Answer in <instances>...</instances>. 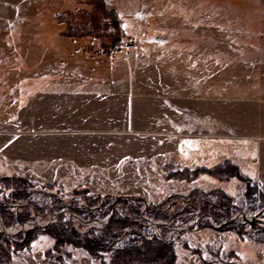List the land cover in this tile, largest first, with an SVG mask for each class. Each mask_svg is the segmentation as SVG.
I'll list each match as a JSON object with an SVG mask.
<instances>
[{"label":"rangeland","instance_id":"obj_1","mask_svg":"<svg viewBox=\"0 0 264 264\" xmlns=\"http://www.w3.org/2000/svg\"><path fill=\"white\" fill-rule=\"evenodd\" d=\"M120 35L100 61L92 47L108 51ZM224 160L256 187L253 199L237 177L165 179L168 164ZM0 176L29 181L38 207L9 227L0 216L11 232L69 216L81 236L99 234L105 226L71 215L116 211L140 226L116 247L157 240L172 246L173 264H264V0H0ZM217 189L228 211L210 207L215 194L189 210L181 199ZM10 193L0 190V203L17 212L20 203L2 202ZM54 244L40 231L0 264L110 262L109 251L93 259Z\"/></svg>","mask_w":264,"mask_h":264},{"label":"trees","instance_id":"obj_2","mask_svg":"<svg viewBox=\"0 0 264 264\" xmlns=\"http://www.w3.org/2000/svg\"><path fill=\"white\" fill-rule=\"evenodd\" d=\"M98 4V3H97ZM84 9H76L72 12L75 14L84 12ZM81 11V12H79ZM69 13L68 11H65ZM65 12H60V14H65ZM110 18L114 24L118 27V22L116 19V14L113 10L108 11ZM86 35H78L76 38H83ZM90 36V35H89ZM70 37V36H66ZM91 37V36H90ZM94 38L98 39L94 34ZM74 38V37H73ZM123 41V36L115 38L111 44V47L108 51H103L100 46L92 47L93 53H99L102 56L100 61L112 59V56L117 51L119 46ZM99 45V43H98ZM76 46V45H75ZM86 50V47L82 48ZM78 49L79 51L82 50ZM99 61V62H100ZM165 179H175V180H192L196 176L206 174L212 178L218 179L220 181H226L231 177H237L242 181H246V197L248 199H253L254 194L257 192L256 187L250 184V179L247 177H242L238 172L236 165L232 164L229 160H224L221 163H218L210 168L206 167H196L193 169H188L187 167H178L175 165H165ZM0 190H11L9 197L3 199V203H20L19 211L13 212L6 209L5 206H2L0 203V216L2 222L6 227L12 226L15 223H21L27 220H31L32 208L36 211L38 207L36 203L32 201L33 185L29 181L23 179L22 177L15 176H0ZM212 195H218V198L210 207L213 208H225L229 210L231 206V198L224 194L221 190L217 189L211 192L203 193L200 190H193L185 197H181L183 201L187 204V209H191L195 206L197 201H205V205L209 203V199ZM258 196L264 199V194L258 193ZM169 199H166L163 203L159 204L157 207H162ZM122 201L121 199L118 201ZM92 201L87 203V206H93L94 203L90 204ZM204 211L209 209L204 208ZM78 213H81L82 210L76 209ZM90 212V211H89ZM106 214L95 215L91 214L90 219L95 218L96 216L102 218ZM124 213V212H123ZM229 217V215H227ZM61 218V217H60ZM228 219V218H227ZM140 228L138 223L129 221L126 218L120 216L116 211H113L110 215V218L105 225V227L99 230V234L88 233L84 236H81L77 229L72 225L70 221H64L62 223L48 224L44 227L38 228L34 227L31 230L19 231L13 235L10 239H5L0 234V259L8 257L11 252H15L18 249L27 247L34 235L38 232H44L51 238H54L55 244L53 245V252L59 253L63 246H77L83 248L93 259L101 258L99 255L104 251H109L110 262L109 264H152L158 262L160 264H173L174 263V253L172 246L157 240H142L140 244L135 243L131 240V243H126L123 247H116L113 240L116 236L123 231L130 228ZM55 259V258H53ZM100 264H105L100 262Z\"/></svg>","mask_w":264,"mask_h":264},{"label":"built area","instance_id":"obj_3","mask_svg":"<svg viewBox=\"0 0 264 264\" xmlns=\"http://www.w3.org/2000/svg\"><path fill=\"white\" fill-rule=\"evenodd\" d=\"M141 215V217L143 216V214H140ZM72 217H73V219L75 220V221H77L79 224H81V225H89V226H97V225H100V224H102V226H105L106 224H107V217L108 216H106L105 217V219H100V220H93V221H88V220H86V219H84L82 216H80V215H77V214H72L71 215ZM54 217V216H53ZM53 217H52V220H50V221H47V223H55L56 221L55 220H53ZM69 218V216H67V219ZM129 218V217H128ZM65 219V218H64ZM63 219V221L62 222H64V221H66L67 219H65L64 220ZM96 221V222H95ZM95 223V224H94ZM159 222H155V223H151L152 225H156V224H158ZM150 224V225H151ZM32 228V227H31Z\"/></svg>","mask_w":264,"mask_h":264},{"label":"water","instance_id":"obj_4","mask_svg":"<svg viewBox=\"0 0 264 264\" xmlns=\"http://www.w3.org/2000/svg\"><path fill=\"white\" fill-rule=\"evenodd\" d=\"M110 215H111V214H110ZM110 215H108V217H107V221L109 220ZM239 215H240V216H239ZM236 216H237V215H235V217H236ZM238 216L241 217L242 220H244L245 222H247L251 227H252L256 222L260 221L258 217H255V218H254V217L251 216V215H250L249 217H246V215L238 214ZM235 217H233L232 220H233ZM32 225H33V226H32V228H33V227H36V226H45V225H47V223H45L44 225H40V224L33 223ZM21 227H22V226H19V228H18L17 230L11 232L9 229H6V228L4 227V225L2 224L1 219H0V228L3 230V232H7V233H8V232H11V233H17V232L20 230Z\"/></svg>","mask_w":264,"mask_h":264},{"label":"bare ground","instance_id":"obj_5","mask_svg":"<svg viewBox=\"0 0 264 264\" xmlns=\"http://www.w3.org/2000/svg\"><path fill=\"white\" fill-rule=\"evenodd\" d=\"M221 146H222V144H221ZM228 148V147H227ZM246 217H248V216H246ZM259 223L261 222V221H263V219H261V218H259ZM96 222V221H95ZM257 223V222H256ZM95 224V223H94ZM75 227V226H74Z\"/></svg>","mask_w":264,"mask_h":264}]
</instances>
